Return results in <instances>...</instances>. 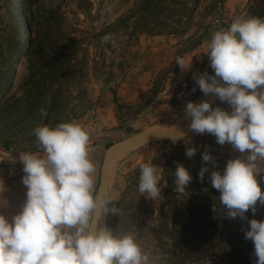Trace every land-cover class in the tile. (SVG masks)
I'll use <instances>...</instances> for the list:
<instances>
[{"label": "rangeland", "instance_id": "obj_1", "mask_svg": "<svg viewBox=\"0 0 264 264\" xmlns=\"http://www.w3.org/2000/svg\"><path fill=\"white\" fill-rule=\"evenodd\" d=\"M239 16L264 19V0H0V214L10 221L26 200L18 156L40 151L33 132L37 126L81 124L90 134L99 187L104 154L112 143L140 131L184 125L190 119L185 118L186 104L196 103L203 94L194 75L215 74L205 54L212 34ZM107 35L112 39L102 42ZM20 57L26 59L22 66ZM177 57L184 58L187 70L176 64ZM217 106L231 111L215 97L212 107ZM189 147L197 149L191 158L185 155ZM205 150L215 165L208 163L201 182ZM242 155L229 143L218 144L211 134L194 132L120 155L109 168L115 214L108 215V227L135 236L152 264H169L172 238L162 223L172 227L185 197L193 200L194 209L203 198L194 192L201 186L218 202L211 172L222 174L229 159ZM150 163L159 167L156 200L138 191L140 165ZM177 163L192 176L188 187L199 188L173 196L172 213V194L165 192L175 193ZM257 180L264 191V173ZM182 213L177 216L187 218V212ZM180 228L187 236L184 246L192 250L182 264H229L232 253L196 247V222ZM250 251L254 253V247L243 254Z\"/></svg>", "mask_w": 264, "mask_h": 264}, {"label": "clouds", "instance_id": "obj_2", "mask_svg": "<svg viewBox=\"0 0 264 264\" xmlns=\"http://www.w3.org/2000/svg\"><path fill=\"white\" fill-rule=\"evenodd\" d=\"M110 39L107 35L102 42ZM205 54L215 75L203 72L193 78L205 95L227 102L231 111L213 108L208 101L188 102L185 118L191 120L190 131L211 134L218 144L229 143L243 154L229 159L222 174L213 170L210 182L220 193L226 216L245 220L246 212L255 214L257 204L264 206V191L257 180L264 173V19L236 17L212 34ZM176 64L182 70L189 68L183 57H177ZM33 132L40 151L18 156L26 200L10 221L0 214V264H152L135 236L120 235L100 224L115 210L97 185L85 128L61 122L37 126ZM184 135L176 130L171 136L183 139ZM196 151L189 147L185 155L191 158ZM202 161L201 182L208 163L215 165L207 150ZM158 169L152 163L140 165L138 191L150 200L160 196ZM174 175V191L183 194L192 176L179 163ZM248 223L245 239L253 242L255 264H264V220Z\"/></svg>", "mask_w": 264, "mask_h": 264}, {"label": "trees", "instance_id": "obj_3", "mask_svg": "<svg viewBox=\"0 0 264 264\" xmlns=\"http://www.w3.org/2000/svg\"><path fill=\"white\" fill-rule=\"evenodd\" d=\"M194 186L199 188V186ZM194 186L193 188L188 187L183 195H181L186 196L187 191L192 192V190L195 189ZM194 192H197L196 194H198V196L203 197L201 199L194 197V199L199 200L197 201L194 209L190 207V204L193 200H188L185 197L181 199V205L178 206V209L174 213L175 216L172 218V227L167 224V221L162 223L166 224V229L169 230L171 233L170 236L172 238L170 242V251L172 252V257L168 260L169 264H182V259L186 260L188 255L192 252V250L188 249L190 246H184L183 243L185 240H187V236L185 235V232L181 234L183 230L180 228L183 223H190L191 221L196 222L198 225L199 230L196 242L194 244L196 247H200L201 252L203 250L210 249H215L224 253L229 252L230 255L232 253V259L229 260V264H255L256 257L254 256L253 252L250 251L246 254H243V251H248V249L254 247L251 240L245 239V233L247 230H250L248 221L251 220V216H256L257 220H262L260 217L264 215V206L257 204V211L255 214H253L251 210L246 212L245 215L247 219L245 220H242L239 217L231 219L226 216V210L223 209L220 201L214 202L212 200L215 198V195L210 194L209 189L201 186L199 190ZM165 194L166 196L167 194H172L170 199L168 198L170 201L168 202L172 207L173 213L175 210L172 204L173 196H176L179 193H170L168 190V192H165ZM208 200H210V205L206 203ZM214 206L216 207V211H213ZM182 210L187 212V216H185L187 218L185 219L179 218L177 216L184 215ZM164 236H161V238ZM214 239L217 240L213 242ZM190 244L191 241L189 240V245Z\"/></svg>", "mask_w": 264, "mask_h": 264}, {"label": "water", "instance_id": "obj_4", "mask_svg": "<svg viewBox=\"0 0 264 264\" xmlns=\"http://www.w3.org/2000/svg\"><path fill=\"white\" fill-rule=\"evenodd\" d=\"M214 98L215 96L212 94L205 95L203 93L196 103L208 101L212 105ZM190 123H191V120H189L187 125L182 130H180L185 134L184 138H186L192 133V131L189 130ZM172 134L173 133L166 132V131H140V132L131 134L127 137H124L112 143L106 149L105 154H104V158H103L101 170H100L99 188L105 191L107 195L109 196V198L111 199L108 167H109L110 158L114 156L115 154H117L118 151L127 150V151L134 152L136 150L141 149L142 147H145L147 145H150L152 143H155L161 140H181V139H176L174 136H171ZM108 215L103 217L102 220L100 221V224L102 226L103 225L108 226Z\"/></svg>", "mask_w": 264, "mask_h": 264}, {"label": "bare ground", "instance_id": "obj_5", "mask_svg": "<svg viewBox=\"0 0 264 264\" xmlns=\"http://www.w3.org/2000/svg\"><path fill=\"white\" fill-rule=\"evenodd\" d=\"M19 61H21V64L20 66H22L24 64V62L26 61L25 57H20ZM18 61V62H19ZM190 120V119H189ZM189 120L184 124L182 125L180 128H177V129H174V130H165V129H159V130H156V131H166V132H170V133H174L176 130L180 131L182 130L186 125L187 123L189 122ZM153 131V130H151ZM131 151H127V150H123V151H118L117 154H115L114 156H112L110 158V162H109V167H108V172H109V168L111 165H113V163L116 161V159L120 156V155H124L126 153H130Z\"/></svg>", "mask_w": 264, "mask_h": 264}]
</instances>
